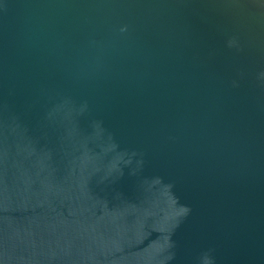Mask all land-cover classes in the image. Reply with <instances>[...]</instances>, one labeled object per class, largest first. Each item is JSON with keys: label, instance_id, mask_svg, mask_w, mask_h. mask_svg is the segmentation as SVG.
Returning <instances> with one entry per match:
<instances>
[{"label": "water", "instance_id": "95a60500", "mask_svg": "<svg viewBox=\"0 0 264 264\" xmlns=\"http://www.w3.org/2000/svg\"><path fill=\"white\" fill-rule=\"evenodd\" d=\"M0 264H264V0H0Z\"/></svg>", "mask_w": 264, "mask_h": 264}]
</instances>
